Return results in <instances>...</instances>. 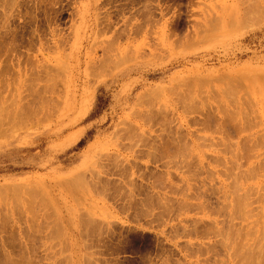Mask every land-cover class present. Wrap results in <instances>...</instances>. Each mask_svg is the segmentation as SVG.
Here are the masks:
<instances>
[{
    "label": "rangeland",
    "instance_id": "rangeland-1",
    "mask_svg": "<svg viewBox=\"0 0 264 264\" xmlns=\"http://www.w3.org/2000/svg\"><path fill=\"white\" fill-rule=\"evenodd\" d=\"M262 183L264 0H0V264H264Z\"/></svg>",
    "mask_w": 264,
    "mask_h": 264
},
{
    "label": "bare ground",
    "instance_id": "bare-ground-1",
    "mask_svg": "<svg viewBox=\"0 0 264 264\" xmlns=\"http://www.w3.org/2000/svg\"><path fill=\"white\" fill-rule=\"evenodd\" d=\"M158 111H159V110H158ZM160 112H161V111H160ZM8 115H11V114H8ZM156 115H157V114H156ZM6 116H7V115H6ZM150 116H152V115H150ZM152 117H154V116H152ZM8 118H9V117H8ZM10 118H12V117H10ZM194 119H195V118H194ZM153 120H154V119H153ZM3 121H4V120H3ZM7 121H8V120H7ZM9 121H10V120H9ZM6 124H8V123H6ZM5 133H6V132H4V134H5ZM2 135H3V134H2ZM248 136H249V135H248ZM247 141H248V140H247ZM248 142H249V141H248ZM156 146H157V145H156ZM250 147H251V146H250ZM250 147H249V148H250ZM255 147H257V146H255ZM255 147H254V148H255ZM154 148H155V147H154ZM252 151H253V150H252ZM222 152H223V149H222ZM181 153H182V152H181ZM249 153H252V152H249ZM233 154H234V153H233ZM235 154H236V153H235ZM172 155H173V154H172ZM182 155H183V153H182ZM248 155H249V154H248ZM250 155H251V154H250ZM180 156H181V155H180ZM186 157H187V155H186ZM174 158H175V157H174ZM184 158H185V157H184ZM235 158H237V156H236ZM172 159H173V158H172ZM181 160H182V159H181ZM183 160H184V159H183ZM186 160H187V159H186ZM173 161H174V159H173ZM178 163H179V162H178ZM240 164H241V163H240ZM180 166H181V165H180ZM224 167H226V166H224ZM251 168H252V167H250V169H251ZM190 169H191V168H190ZM250 169H249V170H250ZM230 170H231V169H230ZM232 170H233V169H232ZM251 170L253 171V169H251ZM258 173H260V172H258ZM234 174H235V173H234ZM231 175H232V174H231ZM235 175H236V174H235ZM235 175H234V176H235ZM235 183H237V182H235ZM262 184H264V183H262ZM230 185H231V184H230ZM233 185H234V182H233ZM201 187H202V186H201ZM234 187H235V186H234ZM234 187H233V188H234ZM233 188H232V189H233ZM260 188H261V187H260ZM197 189H198V188H197ZM236 189H237V191H238V188H236ZM186 191H187V190H186ZM199 191H200V190H198V192H199ZM248 192H249V191H248ZM234 193H235V191H234ZM239 194H240V193H239ZM227 195H228V194H227ZM263 195H264V194H263ZM236 196H237V195H236ZM240 196H241V194H240ZM243 196H244V195H243ZM237 197H238V196H237ZM261 197H262V196H261ZM232 198H234V196H233ZM263 198H264V196H263ZM238 199H240V198H238ZM249 199H250V197H249ZM240 200H241V199H240ZM247 200H248V199H247ZM259 200H260V199H259ZM236 201H237V200H236ZM254 201H255V200H254ZM232 202H233V201H232ZM241 202H242V203L245 205V207H246V204L243 202V200H241ZM252 202H253V201H252ZM238 203H240L239 200L237 201L236 204H238ZM228 204H229V203H228ZM243 204H242V205H243ZM251 204H252V203H251ZM239 205H241V203L238 204V206H239ZM242 205H241V207H242ZM244 205H243V206H244ZM247 205L249 206V202H248ZM233 207H234V206H233ZM233 207H232V208H233ZM237 208H238L237 210H239V211H241V209H242V211H243V209H244V208H240V206L237 207ZM253 209H254V208H253ZM256 209H257V208H256ZM221 210H222V209H221ZM244 210H245V209H244ZM219 211H220V210H219ZM219 211H218V212H219ZM246 211H248V210H246ZM231 212H232V211H231ZM244 212H245V211H244ZM244 212H243V213H244ZM248 213H249V212H248ZM222 214H223V213H222ZM233 214H234V213H233ZM249 214H250V213H249ZM254 214H255V213H254ZM234 215H235V214H234ZM241 215H242V214H241ZM239 216H240V215H239ZM243 216H244V215H243ZM263 216H264V214H263ZM234 217H235V216H234ZM237 217H238V216H237ZM193 219H194V218H193ZM240 219H243V218H240ZM254 221H255V220H254ZM257 221H258V220H257ZM222 223H223V222H222ZM230 223H231V222H230ZM230 223H229V224H230ZM248 223H249V222H248ZM231 224H232V223H231ZM245 225H246V224H245ZM237 226H238V225H237ZM253 226H254V225H253ZM253 226H252V227H253ZM231 227H232V226H231ZM231 227H230V229H231ZM234 227H235V226H234ZM252 227H251V228H252ZM228 229H229V228H228ZM239 229H240V228H239ZM235 230H236V229H235ZM241 230H242V228H241ZM241 230H240V231H241ZM243 230H244V229H243ZM252 230H253V229H252ZM185 231H186V230H185ZM227 231L229 232V230H227ZM230 231H231V230H230ZM248 231H249V230H248ZM250 231H251V230H250ZM235 232H236V231H235ZM237 232H239V231H237ZM252 232H253V234H255L254 231H252ZM255 232H256V229H255ZM224 233H225V232H224ZM232 233H233V232H232ZM244 233H245V232H244ZM229 234H231V233L229 232ZM229 234H228V235H229ZM235 234L237 235V233H235ZM235 234L232 235L233 237H232L231 235H229V236H231V239L228 238L229 236L227 235V238L230 239V241L233 240V241H231V242H233V244H236V243H235V242H236L235 240L238 239V238H237L238 236H239V238H241L239 234H238L237 237L235 236ZM251 235H252V233H251ZM224 236H225V235H224ZM234 236H235L236 238H235ZM233 238H235V239H233ZM228 239H227V240H228ZM244 239H245V237H244ZM258 239H259V238H258ZM258 239H257V241H258ZM221 240H222V239H221ZM242 240H243V239H242ZM255 240H256V239H255ZM259 240H262V238L259 239ZM228 241H229V240H228ZM230 241H229V243H230ZM234 241H235V242H234ZM240 241H241V240H240ZM242 242H243V241H242ZM254 242H255V241H254ZM258 242H259V241H258ZM243 243H245V242H243ZM243 243H240V244H241V245H240L241 247H243V246H242ZM210 244H211V243H210ZM226 244H227V243H226ZM230 245H231V244H230ZM244 245H245V244H244ZM235 246H236V245H235ZM262 246H263V245H262ZM246 247H247V245H246ZM207 248H208V247H207ZM234 248H235V247H234ZM234 248H233V250H234ZM237 248H238V246H237ZM243 248H245V246H244ZM258 248H260V246H258ZM258 248H257V251L259 250ZM197 250H198V249H197ZM222 250H224V249H222ZM239 250H240V247H239V249H238V252H241V251H239ZM241 250H243V249L241 248ZM244 250H245V249H244ZM252 250H253V249L251 248V251H252ZM255 250H256V249H255ZM255 250H253V251H255ZM260 250H261V249H260ZM262 250H263V247H262ZM207 251H208V250H207ZM245 251H247V252H245V253H246V256H248V253H250V251H248V249H246ZM225 252H226V251H224V253H225ZM238 252L236 251V253H238ZM259 252H260V251H259ZM262 252H263V251H262ZM205 253H206V252H205ZM252 253H253V252H251L250 254H252ZM238 254H239V253H238ZM242 254H244V252L241 253V255H242ZM250 254H249V255H250ZM254 254H255V255H259L260 253L256 252V253H254ZM239 255H240V254H239ZM252 255H253V254H252ZM252 255H251V256H252ZM217 256H218V255H217ZM221 256H222V255H221ZM263 256H264V254H263ZM236 257H237V256H236ZM239 257H240V256H239ZM248 257H249V256H248ZM253 257H254V255L252 256V259H253ZM257 257H258V256H257ZM244 258H245V257H244ZM249 258H250V257H249ZM254 258H256V257H254ZM258 258H259V257H258ZM218 259H219V258H218ZM240 259H241V258H240ZM247 260H248V258H247ZM247 260H246V262L249 263V261L251 260V258L249 259V261H247ZM254 260H255V259H254ZM257 260H258V259H257ZM241 261H242V260H241ZM242 262H243V261H242ZM251 262H253V261H251ZM255 262H256V260H255ZM254 264H255V263H254ZM257 264H258V263H257Z\"/></svg>",
    "mask_w": 264,
    "mask_h": 264
},
{
    "label": "trees",
    "instance_id": "trees-1",
    "mask_svg": "<svg viewBox=\"0 0 264 264\" xmlns=\"http://www.w3.org/2000/svg\"><path fill=\"white\" fill-rule=\"evenodd\" d=\"M80 145H81V146L83 145V141H80Z\"/></svg>",
    "mask_w": 264,
    "mask_h": 264
}]
</instances>
